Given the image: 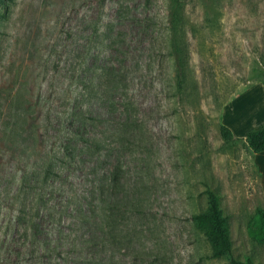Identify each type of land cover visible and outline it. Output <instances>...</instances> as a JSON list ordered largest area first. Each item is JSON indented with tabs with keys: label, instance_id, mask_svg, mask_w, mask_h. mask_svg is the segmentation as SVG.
<instances>
[{
	"label": "rangeland",
	"instance_id": "374dc122",
	"mask_svg": "<svg viewBox=\"0 0 264 264\" xmlns=\"http://www.w3.org/2000/svg\"><path fill=\"white\" fill-rule=\"evenodd\" d=\"M182 1L187 62L179 89L165 41L170 0H0V130L16 122L21 104L35 120L66 109L82 88L92 31L126 34L125 74L147 146L136 147L121 175L128 198L144 207L130 216L136 238L119 253L122 264H229L211 258L191 219L206 208V190L219 197L232 257L264 264V240L249 231L264 210V152L220 133L225 107L233 122L226 126L240 132L243 109L252 113L264 87V0ZM3 136L0 166L8 168L16 152Z\"/></svg>",
	"mask_w": 264,
	"mask_h": 264
},
{
	"label": "trees",
	"instance_id": "16d2710c",
	"mask_svg": "<svg viewBox=\"0 0 264 264\" xmlns=\"http://www.w3.org/2000/svg\"><path fill=\"white\" fill-rule=\"evenodd\" d=\"M170 1L165 41L181 89L187 62L180 34L183 1ZM97 31L91 33L95 44L86 73L77 77L82 88L69 106L35 120L30 106L21 104L16 122L0 130L6 148L16 152L8 168L0 166V264H122L119 253L136 238L130 216L144 207L128 198L121 175L136 147L147 146L144 119L136 115L134 81L125 74L131 66L126 34ZM220 133L225 141H243L254 154L264 151V123L245 137L223 124ZM206 204L191 219L211 258L254 264L232 257L227 219L212 190H206ZM249 231L264 240V210H257Z\"/></svg>",
	"mask_w": 264,
	"mask_h": 264
},
{
	"label": "crops",
	"instance_id": "0c3cea01",
	"mask_svg": "<svg viewBox=\"0 0 264 264\" xmlns=\"http://www.w3.org/2000/svg\"><path fill=\"white\" fill-rule=\"evenodd\" d=\"M260 85H259L260 86V88H259L260 93L257 95V100L254 101V103L252 104V110H253V111L251 110L252 113L247 114L246 112L248 110L247 109L248 107L244 108L242 111V115L244 114L243 115L244 120L238 121V123H244L245 127L242 128V130L240 132H236V131L232 130V127H233L232 125L228 124L229 126H231V128H229L227 126L230 130H232L233 132H235L238 135L236 137H245L246 133L249 130H251V129H253V128L264 123V87L262 86V84H260ZM226 108H228V107L226 106L225 109L223 110V113H222V122H224L223 125H225V126L227 125L226 123H233V122H230L228 120L229 114L227 112L228 110L225 111ZM225 112H227L226 113V120H225ZM250 115H251V117H249Z\"/></svg>",
	"mask_w": 264,
	"mask_h": 264
}]
</instances>
